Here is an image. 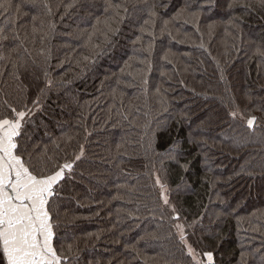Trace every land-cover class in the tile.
Segmentation results:
<instances>
[{"label": "trees", "instance_id": "1", "mask_svg": "<svg viewBox=\"0 0 264 264\" xmlns=\"http://www.w3.org/2000/svg\"><path fill=\"white\" fill-rule=\"evenodd\" d=\"M11 3L14 7L0 10V28L10 37L0 46L6 57L0 61V98L7 95L19 105L39 97L41 110L33 116L28 140L36 151L47 147L62 157L79 151L80 144L85 147L75 178L64 190L57 230L61 244L73 245L76 264H175L180 259L175 241L164 238L167 214L161 222L159 209L151 219L143 208L144 203L154 206L157 198L154 173L169 185L170 199L182 216L205 215L191 239L214 253L215 264H259V254L250 253L259 248L264 254L260 0ZM109 4H127L125 18L115 16ZM153 4L157 38L148 70L139 60L147 56L143 49L152 38L140 28ZM186 5L187 12H200V32L181 23L172 28L175 40L161 35L160 22ZM13 27L19 40L11 38ZM168 53L172 64L163 59ZM236 106L257 118L253 130L229 116ZM137 204L139 222L129 216ZM152 232L158 239L151 238Z\"/></svg>", "mask_w": 264, "mask_h": 264}, {"label": "snow or ice", "instance_id": "2", "mask_svg": "<svg viewBox=\"0 0 264 264\" xmlns=\"http://www.w3.org/2000/svg\"><path fill=\"white\" fill-rule=\"evenodd\" d=\"M39 2L42 0H29L32 7H37ZM260 3L264 5V0H260ZM73 6L75 5L69 7ZM12 7L14 5L11 0H0V10H7ZM43 7L51 14V8L47 3H43ZM108 7L114 8V15L121 20L128 13L127 4H109ZM156 7L155 4L151 6L147 13L148 19L143 21L140 28L142 34L146 33L152 38V42H149L147 47L143 49L147 56L139 60V63L146 65L148 70L151 69L150 58L153 55L154 41L157 38L154 34L158 21V14L154 10ZM188 7L189 5H186L185 8L178 10L169 19L160 22L161 35L167 33L169 37L175 40L176 36L173 35L172 28L181 23L191 25L197 33L200 32L198 26L200 12H187ZM121 9L124 15H121ZM16 11L19 13V6L16 7ZM105 23L107 24V21ZM52 27L54 28L55 25ZM33 31L35 32V28ZM177 35H179L178 29ZM9 38L5 28H0V46ZM11 38L19 40L15 27L12 28ZM140 39L138 37L137 42ZM89 40H91V36H89ZM178 42L183 43L184 41ZM20 47H23L22 43L14 47L12 51L15 52ZM200 47L203 48V44ZM24 51L27 52L28 50L25 48ZM40 54L44 55L43 51ZM260 54L264 55V52ZM170 55L171 53L165 54L163 59L172 64V60L169 59ZM5 58L0 53V61ZM7 58L11 59L10 56ZM33 63L35 62L33 61ZM12 67L16 69L18 65L13 63ZM42 71L47 78V68ZM2 75L0 73V76ZM13 75L19 79L18 72H14ZM143 83L147 84V80L145 79ZM45 87H51L50 80L46 79ZM39 91L43 94L44 89H39ZM40 110L39 97L31 101L25 100L19 105L10 103L7 95L0 98V264H76L79 259L78 256H73L72 244L65 246L60 243L57 230L60 226L59 205L66 199L64 190L68 182L75 178L78 162L84 158L85 147L80 144L79 151H74L71 156L65 152L62 157L50 154L47 147L42 151H36L35 147L28 143L29 126L34 123L33 116ZM229 116L233 120L243 121L249 130H253L256 125L257 118L247 114L238 106L229 111ZM85 132L87 136L91 135L86 127ZM233 142L241 143L239 138H233ZM55 147L59 149L58 144ZM183 167L184 171H188L187 165ZM248 174L251 175L252 173ZM152 186L159 190L156 201H153L154 206L144 203L143 208L151 219L157 218V210L159 209L161 222L167 214L169 232L164 238L175 241L180 253V259L176 260L175 264H215L214 253L199 249L197 242L191 239L192 236H195L196 227H203L205 215L202 214L192 220L182 216L177 205L170 199L172 190L160 175L154 173ZM119 187L125 186L120 185ZM206 212L207 208L205 214ZM134 213L129 212L130 218L139 222L141 219L139 204L135 207ZM137 227H139V223H137ZM149 235L152 239H158L155 232L149 233ZM140 239H144V237L142 236ZM171 254L175 256V253ZM258 254L259 264H264V254H261V249L257 248L255 252L250 253L253 257ZM244 257L245 253L242 252L241 261L244 260ZM166 264H172V262L167 261Z\"/></svg>", "mask_w": 264, "mask_h": 264}, {"label": "rangeland", "instance_id": "3", "mask_svg": "<svg viewBox=\"0 0 264 264\" xmlns=\"http://www.w3.org/2000/svg\"><path fill=\"white\" fill-rule=\"evenodd\" d=\"M97 174L95 173L94 176H96Z\"/></svg>", "mask_w": 264, "mask_h": 264}]
</instances>
